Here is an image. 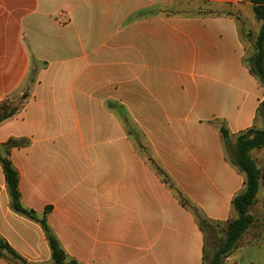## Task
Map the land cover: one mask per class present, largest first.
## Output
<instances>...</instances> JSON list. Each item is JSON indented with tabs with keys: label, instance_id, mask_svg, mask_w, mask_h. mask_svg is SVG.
Masks as SVG:
<instances>
[{
	"label": "crops",
	"instance_id": "crops-1",
	"mask_svg": "<svg viewBox=\"0 0 264 264\" xmlns=\"http://www.w3.org/2000/svg\"><path fill=\"white\" fill-rule=\"evenodd\" d=\"M197 5L206 12L187 10ZM242 5L252 10L248 0H0V102L19 106L0 123V152L21 205L67 260L205 264L194 211L224 225L245 189L219 127L234 146L263 126ZM11 139L25 144L5 152ZM255 222L222 264L254 263ZM0 238L19 257L0 251V264H53L39 223L10 210L1 164Z\"/></svg>",
	"mask_w": 264,
	"mask_h": 264
},
{
	"label": "trees",
	"instance_id": "trees-1",
	"mask_svg": "<svg viewBox=\"0 0 264 264\" xmlns=\"http://www.w3.org/2000/svg\"><path fill=\"white\" fill-rule=\"evenodd\" d=\"M253 6L252 11L255 19L260 23L259 31L255 38L256 53L252 58V67L250 72L264 86V0H248ZM19 106L11 100L0 102V123L12 117L18 111ZM259 115L263 118V126L260 130L249 129L236 137L233 159L230 161L245 176V189L242 193L234 197L232 200L233 211L237 217L226 223L224 238L221 240L219 247L213 252L207 264H222L223 259L236 247L238 239L254 222V216L249 214V208L256 202L257 193L260 188L264 189V172L258 168L250 152L254 149L264 147V102L261 104ZM225 145L229 144V135L226 128L221 125L219 127ZM23 140H9L3 148L7 152L12 147L23 146ZM0 164L4 174L6 190L9 196V208L12 212L23 216L27 219L39 223L46 240L49 244L53 264H78L73 260H67L65 253L60 248L56 238L49 231L45 220L38 219L32 210L26 209L21 205L20 195L18 191V173L9 161L7 156H2L0 152ZM165 183H168L167 177L157 170ZM183 205H186L183 200ZM197 222L203 229L208 224L199 213L194 211ZM0 251L10 253L14 258H19L13 250L0 238Z\"/></svg>",
	"mask_w": 264,
	"mask_h": 264
},
{
	"label": "rangeland",
	"instance_id": "rangeland-1",
	"mask_svg": "<svg viewBox=\"0 0 264 264\" xmlns=\"http://www.w3.org/2000/svg\"><path fill=\"white\" fill-rule=\"evenodd\" d=\"M172 4H167L165 7H172ZM181 8H185L184 5L180 6ZM250 6L242 5L240 9V14L246 18V24L245 23H239V32L241 35V39L244 44L245 48V62L247 66L252 67V58L254 57L256 53L255 49V34L258 33L257 24L253 23L251 21V17H253L252 10L250 11ZM196 11V12H206L204 5H197V8H189L187 10ZM251 15V16H250ZM249 31H248V29ZM257 28V29H256ZM16 104L15 102H13ZM120 115L122 117H125V113L123 109H120ZM131 120V118H130ZM125 126L127 127V130L130 132L136 133L137 128L131 123V121H126ZM140 138V137H139ZM141 143L140 141H137ZM143 146V145H140ZM227 158L232 159L233 158V151L234 146L233 144L227 145L225 147ZM254 158L258 164V167L264 172V147L260 148L254 153ZM262 194H259V196L256 199V202L252 205V213L254 215V218L256 219V222L254 226L257 228L264 229V189L262 188ZM226 229V224H217V223H209L204 227V233H205V251H204V260L205 264L209 261L210 257L212 256L213 252L219 247L221 240L224 238V232ZM249 254L254 255L256 258L254 259L253 264H264V245L259 246L258 248L249 249L247 251Z\"/></svg>",
	"mask_w": 264,
	"mask_h": 264
}]
</instances>
